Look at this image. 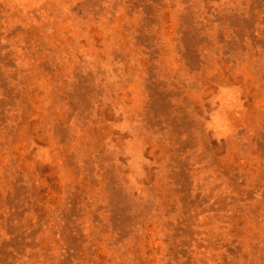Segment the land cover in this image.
Returning <instances> with one entry per match:
<instances>
[{
	"label": "rangeland",
	"instance_id": "obj_1",
	"mask_svg": "<svg viewBox=\"0 0 264 264\" xmlns=\"http://www.w3.org/2000/svg\"><path fill=\"white\" fill-rule=\"evenodd\" d=\"M0 264H264V0H0Z\"/></svg>",
	"mask_w": 264,
	"mask_h": 264
}]
</instances>
